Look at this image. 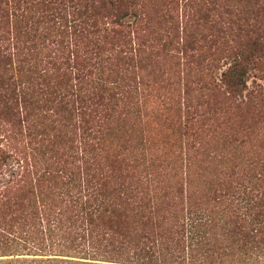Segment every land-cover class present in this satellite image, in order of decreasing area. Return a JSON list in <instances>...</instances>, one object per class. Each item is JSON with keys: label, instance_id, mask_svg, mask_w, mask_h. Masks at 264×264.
Segmentation results:
<instances>
[{"label": "trees", "instance_id": "trees-1", "mask_svg": "<svg viewBox=\"0 0 264 264\" xmlns=\"http://www.w3.org/2000/svg\"><path fill=\"white\" fill-rule=\"evenodd\" d=\"M177 1L160 15L165 55ZM254 1L224 0L223 20L238 28L196 70L199 86L185 88L195 97L149 104L125 50L146 0H0V133L26 131L34 156L14 179L21 188L0 191V253L13 254L0 264H260L264 158L242 156L264 124V85L252 78L264 3ZM193 2L192 19L209 20L218 0ZM54 248L84 259L15 257Z\"/></svg>", "mask_w": 264, "mask_h": 264}, {"label": "rangeland", "instance_id": "rangeland-1", "mask_svg": "<svg viewBox=\"0 0 264 264\" xmlns=\"http://www.w3.org/2000/svg\"><path fill=\"white\" fill-rule=\"evenodd\" d=\"M146 1L147 5H145V10L148 15L147 17L142 15L140 18L141 20H137V23L134 24L133 27H130L131 31L127 33L128 42L125 48L127 55L133 57L132 64L136 72L139 73L137 80H141L139 83L140 92L136 93V98L144 99L149 104H155L163 99L167 100L174 98L177 101H183L188 97H195L190 91H185V88L188 86L194 89L197 85L199 86L200 81L194 76L196 70L200 68L206 70L214 56L218 57L225 54L227 48L225 41L229 39L228 32L236 30L238 28L237 24L234 23L228 26L224 22L223 19L228 20L226 19L225 9L223 8L226 4L224 0H218L216 9L210 8L208 10L210 13L208 17L209 20L201 18L193 20L192 15L196 11V4L193 0H178L174 9L175 18L178 22V35L176 34V37L173 38V45L166 48L168 55H165V53H162L160 50L162 40L161 28H165V23L167 24V21L162 20V16L160 17V15L167 9L169 0ZM254 2H256L257 5H261L264 3V0H257ZM127 21L133 22L136 20L134 16L130 15L126 18V22ZM161 21L162 27L160 26ZM221 29H223V31ZM194 31L195 34L193 37L190 32ZM259 33L264 34V30H261ZM257 34L258 32L251 33L243 37V39L246 40L249 36L256 38ZM163 35V40L167 41L170 39L164 32ZM192 40L194 43H192ZM116 48L118 49L117 46ZM150 56L154 59L153 61H151V58L148 59ZM139 58H143V62L146 65L144 68H138L140 62ZM215 63L218 64V68H216L218 71L226 67L223 58L216 60ZM159 68H161L162 71H159ZM163 71L164 73L162 74ZM255 71L258 72L259 75H257L258 77L252 78L255 79L256 82L264 85V64L260 65ZM200 74H202V72ZM207 79L208 77L204 76L201 78V81L204 82ZM194 94L199 95L200 93L195 90ZM169 115V117L173 116L171 113H169ZM161 117L162 120L165 121V118L163 116ZM253 129L252 134L247 132L248 142L243 150L245 154H242V156L253 154L256 155L254 161L256 158L261 161L264 158V124H258ZM3 134L4 133H0V151H4L8 158L5 157L0 159V191L4 190L9 180H12V182L8 185H11L13 190H17L21 188L22 184L17 185L14 179L15 177L18 178L19 175L23 173V167L21 166L28 168L33 163V144L30 143L31 137L26 131L17 133L8 130L7 134ZM206 139L209 140L211 138L206 135ZM184 150L185 148L183 146L182 153ZM237 162L240 163V159H238ZM17 173L19 175H17ZM7 194H5L3 199H5ZM20 252L23 254H18ZM20 252H17L15 257H28L30 259L47 257L84 259L81 257L60 255L58 248L52 250L43 249L36 252L27 250ZM260 256L259 262L260 264H264V255L261 254ZM7 257H13V254L1 255L0 253V258ZM92 261L107 264H126L123 262L104 261L102 259Z\"/></svg>", "mask_w": 264, "mask_h": 264}]
</instances>
